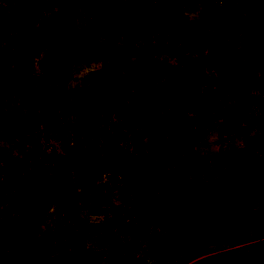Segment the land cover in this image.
I'll return each instance as SVG.
<instances>
[{"label":"rangeland","instance_id":"1","mask_svg":"<svg viewBox=\"0 0 264 264\" xmlns=\"http://www.w3.org/2000/svg\"><path fill=\"white\" fill-rule=\"evenodd\" d=\"M0 264H264V0H0Z\"/></svg>","mask_w":264,"mask_h":264},{"label":"trees","instance_id":"2","mask_svg":"<svg viewBox=\"0 0 264 264\" xmlns=\"http://www.w3.org/2000/svg\"><path fill=\"white\" fill-rule=\"evenodd\" d=\"M240 84H241V82L238 83V85H240ZM184 196H185V195L183 194L181 197L183 198ZM253 203H254V202H253Z\"/></svg>","mask_w":264,"mask_h":264}]
</instances>
